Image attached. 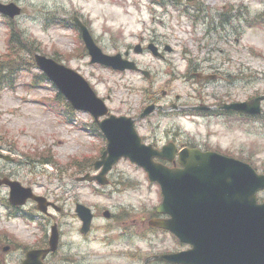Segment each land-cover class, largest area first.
Masks as SVG:
<instances>
[{"label":"rangeland","instance_id":"obj_1","mask_svg":"<svg viewBox=\"0 0 264 264\" xmlns=\"http://www.w3.org/2000/svg\"><path fill=\"white\" fill-rule=\"evenodd\" d=\"M1 1L17 2L23 13L13 20L0 14V63H21V73H14L16 89L0 92V176L10 175L61 207V211L50 209L46 215L30 201L24 211L34 218L14 216L6 207L10 189L2 186L1 259L18 261L20 249L43 244L55 223L61 231L60 251L51 257L50 264H144L143 260L152 253L189 248L172 233L150 228L149 220L162 201L161 189L129 159L115 164L106 186L76 180L78 175L95 171L89 164L101 156L107 141L103 135H93L94 118L88 113L71 112L75 121L67 122L62 113L69 115V109L65 102L54 99L57 89L51 83H35L33 76L38 69L29 70L24 63L31 57L34 60V52L55 56L81 72L101 96L110 94L111 99L106 102L114 114L135 118L151 103L149 94L161 95V80L151 85L134 74L129 76L136 88L127 86L119 74L90 63L77 29L64 27L60 22H71L74 15H79L101 47L125 48L136 41L142 20L152 18L147 6L153 5L157 10L167 8L166 20L161 16L155 19L158 30L168 35L177 52L169 57H175L173 61L179 69L186 72L188 59L202 62L209 58L222 68L221 78L211 81L206 91L223 100L229 95L237 101L248 100L264 94V0H198L196 5L201 11L183 0H158L163 5L152 4L155 0ZM184 8L200 15L201 20L194 25L189 16L181 15ZM6 22L14 24L16 33L9 49L10 28ZM144 56L145 63L154 64L151 55ZM187 76L191 79L193 72ZM159 77H166L165 73L159 72ZM196 87L193 82L175 81L169 87V95L158 101L164 100L167 105L193 103ZM49 99L57 108L41 101ZM149 119L137 126L147 141L157 139L162 145L177 137L183 143L244 158L264 172V112L250 119L238 114L221 116L209 123L185 114L153 113ZM3 154L11 155L13 160H5ZM260 197L264 199V192ZM78 202L91 206L96 214L86 234L81 231L77 216ZM105 210L111 211L110 218L103 215ZM10 245L15 252L4 254L3 247Z\"/></svg>","mask_w":264,"mask_h":264},{"label":"water","instance_id":"obj_2","mask_svg":"<svg viewBox=\"0 0 264 264\" xmlns=\"http://www.w3.org/2000/svg\"><path fill=\"white\" fill-rule=\"evenodd\" d=\"M4 7L0 4L1 10ZM86 38L93 61L104 62L107 56L89 34ZM37 60L75 107L89 109L97 119L107 113L103 101L82 76L44 56L37 55ZM262 99L264 95L226 107L260 113ZM152 110L153 106H149L142 116ZM99 124L108 138V148L95 162V167L103 166V169L99 175L87 174L81 179L96 178L106 183V173L122 156L130 157L145 167L150 178L161 184L164 194L157 211L170 215V218H153L150 225L169 229L182 242L191 245V248L177 253L163 254L160 259L179 264H264V202L260 203L257 195L264 189V174H259L241 160L196 148L180 151L181 165L169 167L156 162L154 157L172 158L174 153L166 149L158 151L143 144L132 118L112 115ZM6 158L10 159L9 156ZM1 183L11 185L13 203H23L32 196L39 201L42 210L47 209V200L33 195L30 188H23L19 182L8 178L0 179ZM77 212L84 221L82 231L87 232L93 217L91 209L78 203ZM105 215L109 216V212ZM58 234L57 227L53 226L50 240L53 250L57 248ZM45 252L30 251L21 264H45L42 261Z\"/></svg>","mask_w":264,"mask_h":264},{"label":"flooded vegetation","instance_id":"obj_3","mask_svg":"<svg viewBox=\"0 0 264 264\" xmlns=\"http://www.w3.org/2000/svg\"><path fill=\"white\" fill-rule=\"evenodd\" d=\"M167 9L164 10V16H166ZM149 44L154 45L157 48V52H159V57L155 58V64L152 65V68L148 66L147 63L143 62L140 59H136L133 57V55H139L144 54L145 49L149 48ZM146 45V46H145ZM170 43L168 40V35L166 33H158L157 29H148V24L144 22L143 30L139 32L137 44L133 45V50L136 52L131 51L132 47L129 46L127 50L123 52V56L127 58L136 59L138 64L142 67V70H139L141 75L148 76L150 79V84L154 85L156 82L161 80L160 84L162 85V92L161 95L158 92H154L151 99V103L155 104V113H160L163 115H172V116H182V114H192L196 117H201L205 119L206 121L212 122L214 120H218L221 116H232L235 115L236 112L234 111H227L222 109V106L225 103L235 101L229 96H227L226 100H223L218 95L216 96L211 95L206 91V86L214 79H219L221 76L220 70L222 66L214 65V61H210V59H205L202 62H198L196 59H189L188 65L185 69V73L183 76V79L185 81H192L195 80V83L198 85L195 91V97L196 101L190 104L186 105H178V103H171L170 105L165 104L163 101H158L159 99H164L169 95V87L174 83L175 81L180 80V73L176 71V68H178L177 62H174V58L171 59L169 55H173V48L170 47ZM116 53H121L119 51H115ZM165 67V69H164ZM147 68H149L151 71H149ZM160 73H165L164 78L159 77ZM195 76L191 79L187 76V74H192ZM129 71H124L122 74H127ZM212 97V98H211ZM209 100H213V103H209ZM150 103V104H151ZM169 141H174L177 143L178 146L184 147L187 146V143H182L177 137H173ZM155 146H159V141L156 139V141L152 142ZM200 146V145H199ZM32 247H44L41 246H32ZM13 248L10 252H15ZM24 251V250H23ZM20 253L23 255L24 253Z\"/></svg>","mask_w":264,"mask_h":264},{"label":"trees","instance_id":"obj_4","mask_svg":"<svg viewBox=\"0 0 264 264\" xmlns=\"http://www.w3.org/2000/svg\"><path fill=\"white\" fill-rule=\"evenodd\" d=\"M7 69H8V71H7L6 73H4L2 76L7 75V74L11 75V74L13 73V68H11V67H7ZM3 72H4V71H3ZM0 85H1V84H0Z\"/></svg>","mask_w":264,"mask_h":264}]
</instances>
